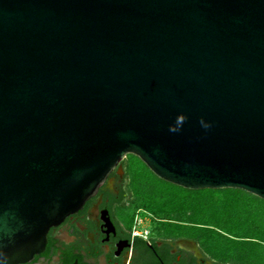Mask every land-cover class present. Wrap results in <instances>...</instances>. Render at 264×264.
Masks as SVG:
<instances>
[{
	"label": "water",
	"instance_id": "water-1",
	"mask_svg": "<svg viewBox=\"0 0 264 264\" xmlns=\"http://www.w3.org/2000/svg\"><path fill=\"white\" fill-rule=\"evenodd\" d=\"M126 154L264 200V0H0V264Z\"/></svg>",
	"mask_w": 264,
	"mask_h": 264
},
{
	"label": "trees",
	"instance_id": "trees-1",
	"mask_svg": "<svg viewBox=\"0 0 264 264\" xmlns=\"http://www.w3.org/2000/svg\"><path fill=\"white\" fill-rule=\"evenodd\" d=\"M125 177L127 227L136 210L156 236L193 238L215 264H264V200L239 189L187 190L156 178L134 155Z\"/></svg>",
	"mask_w": 264,
	"mask_h": 264
},
{
	"label": "flooded vegetation",
	"instance_id": "flooded-vegetation-1",
	"mask_svg": "<svg viewBox=\"0 0 264 264\" xmlns=\"http://www.w3.org/2000/svg\"><path fill=\"white\" fill-rule=\"evenodd\" d=\"M117 166L79 210L47 230L42 250L22 264H215L187 235L159 237L148 229L144 239L132 237L126 181Z\"/></svg>",
	"mask_w": 264,
	"mask_h": 264
},
{
	"label": "built area",
	"instance_id": "built-area-1",
	"mask_svg": "<svg viewBox=\"0 0 264 264\" xmlns=\"http://www.w3.org/2000/svg\"><path fill=\"white\" fill-rule=\"evenodd\" d=\"M148 223L149 216L147 214L141 213L139 210H136L133 214L130 227L131 236L144 239L147 235Z\"/></svg>",
	"mask_w": 264,
	"mask_h": 264
},
{
	"label": "rangeland",
	"instance_id": "rangeland-1",
	"mask_svg": "<svg viewBox=\"0 0 264 264\" xmlns=\"http://www.w3.org/2000/svg\"><path fill=\"white\" fill-rule=\"evenodd\" d=\"M149 227H150V220H149V223H148V229H149Z\"/></svg>",
	"mask_w": 264,
	"mask_h": 264
}]
</instances>
